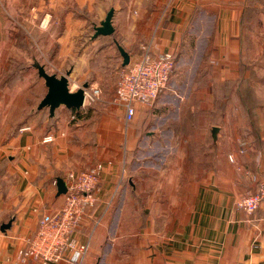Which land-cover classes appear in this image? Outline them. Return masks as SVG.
I'll return each instance as SVG.
<instances>
[{"label":"crops","instance_id":"1","mask_svg":"<svg viewBox=\"0 0 264 264\" xmlns=\"http://www.w3.org/2000/svg\"><path fill=\"white\" fill-rule=\"evenodd\" d=\"M32 1L0 0V264H21L40 217L62 206L57 180L97 163V200L75 234L89 244L82 264H264L263 209L237 206L264 170V0H46L62 15L47 40L63 44L61 59L74 41L82 59L96 46L122 65L116 42L130 63L147 45L174 54L168 87L130 123L110 107L39 109L48 88L36 61L15 76L7 62L16 28L4 12ZM111 8L114 33L94 37Z\"/></svg>","mask_w":264,"mask_h":264},{"label":"built area","instance_id":"2","mask_svg":"<svg viewBox=\"0 0 264 264\" xmlns=\"http://www.w3.org/2000/svg\"><path fill=\"white\" fill-rule=\"evenodd\" d=\"M175 69L176 59L172 52L153 56L148 45L144 46L138 60L122 67L116 85L115 103L123 108L128 123L135 119L139 106H153L168 87ZM99 98L98 88H88L83 108ZM54 139L53 134L46 135L43 142L50 143ZM230 158L233 160L232 156ZM103 167L102 163H97L86 170L67 173V192L62 206L56 212L44 213L40 217L35 235L18 252L19 263L59 264L64 260L68 264L83 263L89 244L79 243L75 234L88 210L96 203ZM253 181L255 188L237 202L238 208L248 214H254L260 208L264 212V170L255 174Z\"/></svg>","mask_w":264,"mask_h":264},{"label":"rangeland","instance_id":"3","mask_svg":"<svg viewBox=\"0 0 264 264\" xmlns=\"http://www.w3.org/2000/svg\"><path fill=\"white\" fill-rule=\"evenodd\" d=\"M38 2L39 5L37 6H35V0L28 2L26 6H23L22 11L17 12V14H14V11L10 10L7 5L8 8L4 12L6 18L16 28L12 32L11 41L7 44L8 51H13L7 59L9 70H14V76L18 75L19 70L22 71L24 68L30 67L32 62L35 61L45 65L50 73L57 74L73 69L70 76L72 90H77L86 82L90 84L89 88L93 87L100 90V98L90 105L95 111L94 114L104 113L108 107L113 110H123L115 103V88L123 67L122 61L114 60V56L108 52L106 54L100 52V48L98 50L96 46L92 47L90 53H88L90 55L86 59H82L80 48L82 49L85 45L84 41L65 44V52L67 47H71L73 50L71 59L57 57L63 44L56 43L53 45L48 43L47 40L50 37L49 33L55 32L58 35L64 29L59 21L62 15L54 16L51 12H47L46 0H38ZM69 8L71 7H67L66 10ZM47 13H51L56 20L53 27L48 22ZM80 30L81 28H72V36H76L77 32L80 34ZM86 33L92 35L94 33L93 27H88ZM11 44L12 47L9 48ZM87 44H90L89 41H87ZM71 77H74L76 83H73V80L71 81Z\"/></svg>","mask_w":264,"mask_h":264},{"label":"water","instance_id":"4","mask_svg":"<svg viewBox=\"0 0 264 264\" xmlns=\"http://www.w3.org/2000/svg\"><path fill=\"white\" fill-rule=\"evenodd\" d=\"M114 8H111L107 13L105 20L101 23L100 26H96L94 37L100 35H112L115 31L113 26V16ZM118 49L123 57V66H126L130 63L129 53L118 43L116 42ZM34 66L38 69L39 76L45 80V85L48 88L46 95L43 97L39 104V109L49 108L50 116H55L56 110L60 106H65L69 109H81L85 104L86 99V90L89 88L90 84L88 82L84 83L77 90H72L70 86V76L72 70H68L65 74L58 76L55 73H50L46 66L36 61ZM219 128L215 127L212 130L214 137L217 136ZM58 182V192L59 194H64L67 192V186L65 181L62 178L57 180ZM13 224V220H10L7 223L2 224L1 230L6 231Z\"/></svg>","mask_w":264,"mask_h":264}]
</instances>
